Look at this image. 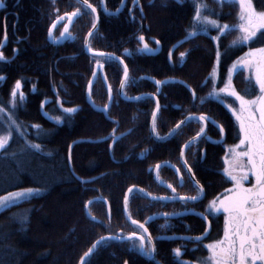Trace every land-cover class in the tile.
<instances>
[{"label":"trees","instance_id":"trees-1","mask_svg":"<svg viewBox=\"0 0 264 264\" xmlns=\"http://www.w3.org/2000/svg\"><path fill=\"white\" fill-rule=\"evenodd\" d=\"M197 2L206 6L203 15L221 25L240 22L233 2L104 0L107 10L112 11L106 13L98 0H89L98 11L97 27L89 36L90 48L114 54L123 63L85 51L83 36L94 19L89 10L88 15L75 17L71 23L73 35L60 44L48 40L50 23L80 7L76 0L9 1L7 11L3 6L7 17L1 16L0 28L6 30L0 34L9 43L0 47V107L5 109L0 113V134L9 131V115L15 125L10 127L8 144L0 150V196L25 188L38 191L0 209V264H78L103 235H143V230L123 214L129 187H139L153 196L196 195L181 163L180 149L200 131L202 123L192 122L182 126L178 135L156 140L149 132L156 101L159 111L153 127L160 137L190 114H204L215 122L213 126L206 119L204 138H197L183 152L203 188L202 199L187 203L149 199L133 188L127 199V215L147 228L154 258L143 257L131 240L111 239L100 243L83 264H178V260L201 264L208 256L203 245L222 238L223 215L205 211L207 202L231 184L223 175V157L238 141L239 128L230 111L208 95L213 86L211 75L216 70L219 85L230 62L248 49L264 45V36L259 34L255 42L231 48L228 46L239 34L235 29L220 40L212 39L219 33L211 27L207 35L199 32L190 36ZM251 3L256 11L264 12V0ZM62 22L52 34L59 33ZM145 44L152 46L150 51ZM217 50L222 55L214 67ZM180 53H184L182 61ZM96 65L102 66L112 92L107 115L86 101V86ZM124 66L123 94L142 95L139 99L126 100L117 92ZM241 72H234L233 83L251 96L255 87L240 76ZM17 81L20 88L10 111V94ZM156 81L161 82L159 86ZM202 97L207 98L203 104ZM90 98L96 106L106 104L107 93L99 75ZM68 108L75 111L65 112ZM34 144L40 146L38 150L31 147ZM156 165H161L157 169L161 182L153 174ZM98 197L107 201L109 211L102 200H96ZM88 201L89 216L85 213ZM196 213L204 214L207 221ZM205 229L206 238L200 243L181 239L205 235ZM176 248L181 250L178 260L173 253Z\"/></svg>","mask_w":264,"mask_h":264},{"label":"snow or ice","instance_id":"snow-or-ice-1","mask_svg":"<svg viewBox=\"0 0 264 264\" xmlns=\"http://www.w3.org/2000/svg\"><path fill=\"white\" fill-rule=\"evenodd\" d=\"M226 2H228V0H217V3L221 4ZM236 2L240 7V13L238 16L240 23L232 26L227 24L221 25L218 20L211 19L209 16L203 15L202 8H206V6L197 2L195 4L194 16V21L196 23L193 25L194 31L189 33V35L195 36L199 32H203L207 35L209 27H211L219 33L218 36L212 37V39L220 40L222 37L227 36L233 29H235L239 34L232 41L231 45L228 46V48L246 45L249 42H255L254 38L258 39V32L261 36H264V12H257L253 8L251 0H236ZM77 4L80 5L79 8H75L71 13L64 14V17H67L69 23L72 22L74 17L88 15V10H90L93 15L96 13V8L89 3V0H77ZM0 7H3L2 2H0ZM64 17H58V19H64ZM53 26H55V22ZM95 26V19H93L92 27L95 28ZM68 27L69 25L66 23L61 35L68 33ZM51 31L52 29L50 28L49 32L51 33ZM68 35L70 37L71 34L68 33ZM90 35H92V33H90ZM140 40L143 41V37H140ZM144 48H147L146 44L144 45ZM228 48H225L224 54L227 53ZM88 50L92 51L91 48ZM97 55L103 56L105 54L97 53ZM221 55L222 53L217 50L216 56L218 61L221 58ZM2 59L3 55L0 54V60ZM121 63H123V61H121ZM238 64L243 66L245 70H251V77L248 79H254L255 86L259 89V94L253 99H246L244 95H240L232 88L230 80H226L224 87L219 88L218 91L215 87H213L212 91L208 94L210 97L215 98L218 103L223 104L235 117L239 125V144L232 146L229 150L230 157L225 158L224 160L223 175L233 184V188L226 190V192H229L230 194L226 195L224 199L219 201V203H217L214 199L210 201L208 205V209H212L214 211L222 210L225 214L224 235L219 240L203 245V247L208 250V256L203 258L201 264H264V47L250 48L249 51L245 53L243 58H238ZM238 64L237 62L233 63L232 67L228 69L229 74L237 69ZM124 73L125 77H127V67H125ZM0 79H3V77H0ZM123 82L124 81H122V83ZM160 83V81H156L157 86H159ZM19 88L20 82L17 81L10 94L11 99L9 103L12 105V109H10V111L15 108L17 89ZM110 91L111 90L109 89V92ZM221 93L224 94L223 97L220 95ZM19 96L21 100L24 99L23 93H20ZM228 96L234 98V103H238V109L225 103V97ZM206 99L207 98L202 97L201 103L203 104ZM104 107L107 109L108 105H105ZM64 111L71 113L75 111V109L68 108L64 109ZM158 111L159 104L157 102V108L152 112L154 121L157 119ZM4 112L5 109L0 107V113ZM205 119H209L213 126H215V122L211 121V119L206 117L204 114H201L198 118L195 116H186L170 130L168 135H178L182 126H186L192 122H203ZM8 121L11 122L9 131L0 134V150L5 149L12 134L10 127L11 125H15V121L11 115L8 116ZM33 127L38 126L33 125ZM16 130L17 132H20L18 125L16 126ZM204 131V127L202 126L200 131L196 134L197 137L203 139ZM223 131V127H220L221 135H223ZM153 132H155V127H153ZM157 139L162 140L165 139V137L157 136ZM195 142L196 137H193L185 144L184 147H190ZM31 147L38 150L40 146L34 144L31 145ZM183 152L184 149L181 148V161L184 164L187 173L191 174L192 169L187 166V161L183 160ZM160 167L161 165H156L157 169ZM175 171L177 175H179L180 170L176 169ZM249 175L253 178L254 183H252L250 187H245L244 182L249 180ZM188 178L192 182L197 195L153 197V199H178L182 203L202 199L203 189L199 186V183L195 181L194 176L189 175ZM179 184L180 186H183L182 178L180 179ZM167 187L171 188L173 193H175V188H173L171 184L167 185ZM132 190L133 189L130 188L128 191L131 192ZM35 191L38 190L27 189L24 191L9 193L7 196L0 197V207H8L17 199H23L33 195ZM127 199L128 197L125 195L126 203ZM208 209H206V211ZM125 211H127L126 207ZM196 214L200 215L202 219H206L203 214ZM171 215H181V213H172ZM132 223L137 224L144 233H147L148 230L145 228L143 223H138L136 220H132ZM206 233L207 229H205V235L197 237H181V239L192 240L200 243L206 238ZM111 239L131 240L133 246H138L143 255L148 256L150 259L154 258V248L151 244V237L149 236L147 241L148 247L145 248L146 241L144 236L138 235L136 232L130 233L126 237H101V240L98 241L96 245H93V248L97 247L100 243ZM93 248H89L88 252H86L84 256H89V254L92 253ZM173 253L178 260L181 256L180 248L173 249ZM81 259L83 264L84 257ZM178 264H188V262L178 260Z\"/></svg>","mask_w":264,"mask_h":264},{"label":"water","instance_id":"water-1","mask_svg":"<svg viewBox=\"0 0 264 264\" xmlns=\"http://www.w3.org/2000/svg\"><path fill=\"white\" fill-rule=\"evenodd\" d=\"M94 19H95V25L97 26V13H95L94 15ZM75 18V17H74ZM74 18H73V20H74ZM72 20V21H73ZM59 21V19H56L54 22H55V24L57 23ZM54 22L50 25V27H49V29L51 28L52 30H53V24H54ZM66 23L68 24V25H70L71 23H69V21L67 20L66 21ZM65 23V24H66ZM96 26H95V28H96ZM95 28H91L88 32H87V34L85 35V38H84V48H85V51L87 52V53H89V54H91V55H96V56H99V55H97V53H104L106 56H110V57H113V58H115V59H117V60H119L120 62L122 61L121 60V58H119L118 56H116V55H114V54H111V53H108V52H102V51H94V50H92V51H89L88 49H89V47H88V38H89V36H90V33H92L94 30H95ZM49 29H48V37H49V39L52 41V42H54L55 44H59V43H61V41L64 39V37H65V34L64 35H61L58 39H56V40H52V38H51V34H52V31H51V33L49 32ZM63 30H64V27H63V29H62V32H63ZM61 32V33H62ZM124 69H125V66H124ZM95 74V75H94ZM99 75V77L101 78V80H102V82H103V84H104V87H105V90H106V93H107V101H106V104L105 105H108V108H109V106H110V104H111V101H112V93H111V91L109 92V89H110V86H109V84H108V82H107V80L105 79V77H104V75H103V72H102V66H100V65H96L95 66V68H94V70H93V72H92V74H91V76H90V78H89V81H88V83H87V86H86V92H85V96H86V101H87V103L95 110V111H98V112H103L104 113V115H106V113H107V110H108V108L107 109H105V105L104 106H96V105H94V103L92 102V100H91V98H90V91H91V87H92V85H93V83H94V81L96 80V78H97V76ZM125 73H124V71H123V75H122V77H121V80H120V83H119V86H118V94H119V96L120 97H122L123 98V96H122V85H123V83H122V81H124L125 80ZM90 82H91V84H90ZM111 90V89H110ZM140 96H142V95H137V96H134V97H129V98H126V97H124V99H126V100H134V99H136V98H138V97H140ZM156 108H157V101H156V104H155V108H154V110H156ZM188 116H195V117H199V115H195V114H190V115H188ZM185 118V117H184ZM183 118V119H184ZM183 119H181V120H183ZM180 120V121H181ZM179 121V122H180ZM152 122H153V117L151 116V119H150V134H151V136L153 137V138H155L156 140H160V139H157V137L155 136V134H154V132H153V127H152ZM202 123V126L204 127V130H205V126H206V119H205V121H203V122H201ZM176 125V124H175ZM175 125L171 128V129H173L174 127H175ZM170 129V130H171ZM170 130H169V132H170ZM168 132V133H169ZM168 133L165 135V136H162V137H165V139L166 138H168L169 137V135H168ZM193 137H196V139L197 138H199V137H197V135H194V136H192L191 138H189L187 141H186V143L189 141V140H191ZM115 140V138H113L112 139V141H111V143L113 142ZM162 140H164V139H162ZM185 143V144H186ZM185 144L182 146V148H184V146H185ZM180 157H181V152H180ZM184 160V159H183ZM183 164V163H182ZM184 165V164H183ZM156 166L154 167V169H153V174H154V177H155V179H156V181L157 182H161L158 178H157V175H156ZM188 175H192V173L191 174H189L188 173ZM196 181V180H195ZM200 186V185H199ZM201 187V186H200ZM130 188H138V190H142V189H140L139 187H134V186H132V187H129L127 190H126V192H125V195H127V197H128V195H129V189ZM202 188V187H201ZM142 193L147 197V198H149V199H153V197H167V196H153V195H151V194H149V193H147L146 191H144V190H142ZM160 200H164V201H171L172 199H160ZM176 200H178V199H176ZM88 204H89V201L86 203V205H87V207H88ZM107 204V203H106ZM86 205H85V212L88 214V211H87V207H86ZM107 207H108V205H107ZM125 207H126V202H125V196H124V199H123V214H124V216H125V218H127L128 220H130L131 222H132V220L131 219H129L128 218V216H127V211H125ZM143 236H144V239H145V237L148 239L149 238V234H148V231H147V233H144L143 232ZM139 235V234H138ZM110 236H119V235H103V236H101V237H110ZM126 236H128V235H125V236H121V237H126ZM101 237H99V238H97L95 241H94V243H93V245H96L97 244V242L98 241H100L101 240ZM127 239H121L120 241H126ZM93 245L90 247V248H93ZM97 247H95V248H93V251H95V249H96ZM89 250V249H88ZM88 250L86 251V252H88ZM93 251H92V253H93ZM85 252V253H86ZM139 252H140V254L143 256V257H146L147 259H150L148 256H145V255H143L142 253H141V250L139 249ZM85 253H83V255L80 257V259H79V261H78V264H81L82 263V257H84L85 258V256H84V254ZM90 255V254H89Z\"/></svg>","mask_w":264,"mask_h":264},{"label":"rangeland","instance_id":"rangeland-1","mask_svg":"<svg viewBox=\"0 0 264 264\" xmlns=\"http://www.w3.org/2000/svg\"><path fill=\"white\" fill-rule=\"evenodd\" d=\"M77 1V0H76ZM0 2H1V0H0ZM98 2H100V4L101 5H104L103 7H106V4L104 3V4H102V0H98ZM228 2H233L234 4H236L237 5V8H238V13H240V7H239V4L236 2V0H228ZM93 7H95L96 8V6H94L93 5ZM75 8H79V7H74L73 8V10L75 9ZM73 10H68L69 11V13H71ZM67 11V12H68ZM71 11V12H70ZM90 11V10H89ZM96 11H97V9H96ZM258 12V11H257ZM91 13V12H90ZM92 15V14H91ZM93 16V15H92ZM67 21V20H66ZM66 21H65V23H66ZM74 21V20H73ZM72 21V22H73ZM71 22V23H72ZM53 23V22H52ZM64 23V22H63ZM65 23L63 24V27H64V25H65ZM92 23H93V19H92ZM97 23H98V15H97ZM240 23V22H239ZM71 25V24H70ZM69 25V29H68V33H70V34H72L73 35V32H72V30H71V26ZM97 27V26H96ZM92 28V24H91V26L88 28V30L85 32V34H84V36H83V46H84V38H85V35L87 34V32L90 30ZM61 32V30L59 31V33ZM53 33V32H52ZM59 33H57V34H59ZM57 34H51V38H52V40H56V39H58L59 38V36H57ZM61 34V33H60ZM260 33L258 32L257 33V36L259 35ZM48 37V36H47ZM69 37V35H67L66 37H65V39L66 38H68ZM64 39V40H65ZM48 40L49 41H51L50 39H49V37H48ZM88 42H89V38H88ZM88 47L90 48V46H89V43H88ZM149 47H152L151 45L149 46ZM149 47H147L146 49H149ZM259 47H264V45H262V46H259ZM258 47V48H259ZM85 49V48H84ZM151 49V48H150ZM95 51V50H94ZM249 51V49L247 50V51H245L241 56H239L238 58H243L244 57V55H245V53H247ZM183 54V55H182ZM110 57V56H109ZM183 57H184V53H180V58L179 59H181V61H182V59H183ZM238 58H236L235 60H233V61H231L230 62V64L227 66V69H226V71H225V74H224V76H223V80H222V82L219 84V85H217V83H218V77L216 76V70H214V72H212V75H211V78H212V81H213V87H215L216 89H217V91H218V89L219 88H221V87H224V85H225V81L226 80H230L231 81V86H232V88L233 89H235V91L237 92V93H239L240 95H244L245 96V98L246 99H253V98H255V96L256 95H258L259 94V89H258V87H256L255 86V81H254V79L253 80H249L248 78L249 77H251V70L249 69V70H245L244 68H243V66H240L239 64H238ZM184 60V59H183ZM234 62H237V64H238V67H237V69L236 70H234L231 74H229V72H228V69L229 68H231L232 67V65H233V63ZM218 63H219V61L217 60V57H216V60H215V65H214V67H218ZM238 69H241L242 70V72L240 73V76L242 77V76H244V77H246L247 78V81H250L253 85H254V87L256 88V91H255V93L254 94H252L251 96H248V95H246V94H244V91L243 90H238L236 87H234V83H233V79H232V75L234 74V72L235 71H238ZM239 76V74L237 75V77ZM125 80H126V78H125ZM125 80H124V82H125ZM124 84V83H123ZM119 86V85H118ZM213 87H212V89H213ZM212 89H211V91H212ZM258 89V90H257ZM117 92H118V88H117ZM112 93V92H111ZM222 97L224 96V94L223 93H221L220 94ZM122 96H123V98L124 97H126L124 94H123V85H122ZM122 98V97H121ZM126 98H129V97H126ZM112 102V101H111ZM225 103L226 104H229V105H231L232 107H234V108H236V109H238L239 108V105H238V103H234V98L233 97H230V96H228L227 98H225ZM231 113V112H230ZM232 114V113H231ZM106 115H107V113H106ZM188 116V115H187ZM233 116V115H232ZM233 118H234V120L236 121V119H235V117L233 116ZM153 122H154V120H153ZM153 122H152V127H153ZM236 123H237V121H236ZM238 124V123H237ZM149 127H150V124H149ZM238 128H239V125H238ZM149 132H150V128H149ZM169 132V131H168ZM167 132V133H168ZM166 133V134H167ZM154 134H155V136L157 137V136H159V135H157L155 132H154ZM165 134V135H166ZM197 134V133H196ZM195 134V135H196ZM204 135V134H203ZM117 136V135H116ZM194 136V135H193ZM160 137V136H159ZM191 138V137H190ZM189 139V138H188ZM187 139V140H188ZM186 140V141H187ZM186 141L181 145V148H182V146L186 143ZM237 144H239V139H238V141L235 143V144H233V145H231V146H229L226 150H225V154H224V157H223V168H224V160H225V158H228V157H230V153H229V150L232 148V146H234V145H237ZM186 147H184L183 149H185ZM237 150H241V149H237ZM180 152H181V149H180ZM183 159H184V157H183ZM246 159V158H245ZM180 160H181V157H180ZM182 162V161H181ZM188 165V164H187ZM185 168V167H184ZM186 170V169H185ZM156 175H157V169H156ZM157 178L159 179V177H158V175H157ZM252 183H254V180H253V178L251 177V175H249V180L248 181H245L244 182V186L245 187H250L251 186V184ZM230 189L231 188H233V184H232V182H231V184H230V187H229ZM27 189H29V188H25V189H19V190H15V191H12V192H8V193H6V194H4V195H1L0 197H4V196H7L9 193H14V192H19V191H24V190H27ZM133 189V188H132ZM136 189V188H135ZM141 189V188H140ZM143 190V189H142ZM140 191V190H139ZM145 191V190H144ZM140 192H142V191H140ZM230 193L229 192H223V194L221 195V196H219L217 199H215L216 201H217V203H219V201L220 200H222V199H224V197L226 196V195H229ZM196 195H197V193H196ZM102 200L105 204L107 203V201L105 200V199H103V198H96V200ZM18 200V199H17ZM211 200H209L208 202H207V209H208V205H209V202H210ZM89 204H90V201H89ZM108 205V203L106 204V206ZM1 208H3V207H0V209ZM126 208H127V203H126ZM87 211H88V207H87ZM107 211H109V207H107ZM208 211L209 212H216V211H214V210H212V209H208ZM221 212H223V211H221ZM86 213V212H85ZM89 213V212H88ZM86 215L87 216H89V214H87L86 213ZM223 215L225 216V214L223 213ZM224 216H223V219H224ZM141 235V234H140ZM144 235V234H143ZM142 235V236H143ZM223 235H224V233H223ZM145 241L147 242L148 241V239L145 237ZM151 244H152V246H153V243H152V239H151ZM96 250V249H95ZM82 264V263H81Z\"/></svg>","mask_w":264,"mask_h":264},{"label":"flooded vegetation","instance_id":"flooded-vegetation-1","mask_svg":"<svg viewBox=\"0 0 264 264\" xmlns=\"http://www.w3.org/2000/svg\"><path fill=\"white\" fill-rule=\"evenodd\" d=\"M17 2V0H1V2L3 3V6H5V11H7L8 10V8H7V3L8 2ZM102 4H104V0H102ZM104 5H101V7H102V9H103V11L104 12H106V13H110V12H112V11H110V10H107V8L106 7H103ZM2 8L3 7H0V21H2L1 20V16H3V19H6V17H7V12L4 14L3 13V11H2ZM107 11H106V10ZM65 13H67V12H65ZM96 13H97V15H98V11H96ZM60 17V16H59ZM61 17H64V14H63V16H61ZM94 17V16H93ZM56 19H58V18H56ZM55 19V20H56ZM75 19V18H74ZM54 20V21H55ZM67 20V17H64V19H63V22L65 23V21ZM54 21H52V22H54ZM62 21V19H59V21L55 24V26L53 27V29L56 27V25H58V23H60ZM52 22L50 23V25L52 24ZM61 23V27H60V30H61V32H62V29H63V24L64 23ZM50 25L48 26V29H49V27H50ZM48 29H47V36H48ZM69 29V28H68ZM5 31L6 30V28H0V31L2 32V31ZM52 32H53V30H52ZM60 32V33H61ZM57 34V36H61V34ZM68 35V33H66L65 34V37ZM4 36V35H3ZM2 36V34H0V47H3V46H5L6 44H8L9 42L7 41V37H3ZM65 37H64V39H65ZM48 38V37H47ZM63 39V40H64ZM62 40V41H63ZM61 41V42H62ZM52 44H55L54 42H52V41H50ZM60 44V43H59ZM149 51L151 50V49H148ZM156 50V49H155ZM245 81H247V78H245ZM250 82V81H249ZM251 83V82H250ZM252 84V83H251ZM253 85V84H252ZM254 86V85H253ZM213 87V86H212ZM234 87H236V85H235V83H234ZM237 88V87H236ZM250 88V87H249ZM238 89V88H237ZM239 90V89H238ZM252 90V89H251ZM255 90H256V88H255ZM258 90V89H257ZM253 91V90H252ZM257 116H258V113H257ZM206 122H207V120H206ZM205 128H206V126H205ZM182 163V162H181ZM183 165V164H182ZM184 166V165H183ZM188 166V165H187ZM189 167V166H188ZM193 176V175H192ZM229 187H230V185H229ZM229 187H227L224 191H222L221 193H219V194H217L215 197H213L212 199H211V201L212 200H214V199H217L219 196H221L222 194H223V192H225L227 189H230ZM203 189V188H202ZM167 197H172V196H167ZM177 197H179V196H177ZM171 201H174V200H171ZM206 209H207V207H206ZM222 210H220V211H216V212H209L208 210L207 211H205V213H208V214H212V213H221L222 215H223V212H221ZM204 215V214H203ZM205 216V215H204ZM224 216V215H223ZM206 217V216H205ZM206 221H207V217H206V219H205ZM207 223V225H208V222H206ZM223 233H224V231H223ZM140 235V234H139ZM222 237H223V235H222Z\"/></svg>","mask_w":264,"mask_h":264},{"label":"bare ground","instance_id":"bare-ground-1","mask_svg":"<svg viewBox=\"0 0 264 264\" xmlns=\"http://www.w3.org/2000/svg\"><path fill=\"white\" fill-rule=\"evenodd\" d=\"M103 113V112H102ZM104 114V113H103Z\"/></svg>","mask_w":264,"mask_h":264}]
</instances>
